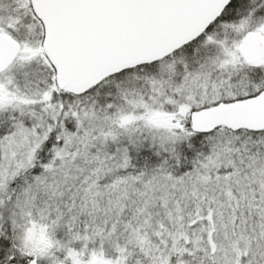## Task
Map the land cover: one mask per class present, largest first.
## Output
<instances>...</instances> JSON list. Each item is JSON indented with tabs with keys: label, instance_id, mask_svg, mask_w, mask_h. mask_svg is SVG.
<instances>
[{
	"label": "snow or ice",
	"instance_id": "1",
	"mask_svg": "<svg viewBox=\"0 0 264 264\" xmlns=\"http://www.w3.org/2000/svg\"><path fill=\"white\" fill-rule=\"evenodd\" d=\"M0 264H264V0H0Z\"/></svg>",
	"mask_w": 264,
	"mask_h": 264
}]
</instances>
